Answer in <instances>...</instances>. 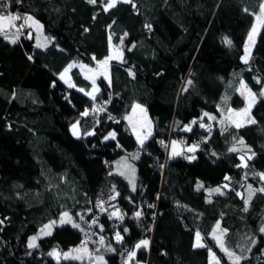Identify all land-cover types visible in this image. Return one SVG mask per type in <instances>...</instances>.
Wrapping results in <instances>:
<instances>
[{"label":"trees","instance_id":"trees-1","mask_svg":"<svg viewBox=\"0 0 264 264\" xmlns=\"http://www.w3.org/2000/svg\"><path fill=\"white\" fill-rule=\"evenodd\" d=\"M263 1L116 0L105 11L107 0H0V15H32L52 37L39 48L25 26L16 43L0 33V264H100L96 256L103 264H210L209 249L219 264H234L210 236L218 220L234 236L256 238L238 264H264V193L256 191L264 188V25L242 61ZM111 43L122 58L110 62L108 81L97 78L93 97L77 90L92 87L78 69L70 71L73 87L58 79L71 62L95 67ZM241 81L257 100L255 123L237 128L225 117L244 106ZM95 100L106 101L107 110L95 111L94 133L72 136L67 126L85 123ZM134 104L153 123L140 146L128 140L125 122ZM170 131L195 147L191 157L167 155ZM112 132L115 139H105ZM122 155H132L134 188L113 173ZM246 185L255 190L249 206L238 193ZM214 187L223 192L208 193ZM94 201L105 215L91 226L82 213ZM117 211L123 219L111 216ZM64 213L79 227L57 224ZM53 221L51 234L29 247ZM197 233L203 247H194ZM83 238L90 259L49 255L81 246ZM145 239L148 247L136 249Z\"/></svg>","mask_w":264,"mask_h":264},{"label":"rangeland","instance_id":"rangeland-1","mask_svg":"<svg viewBox=\"0 0 264 264\" xmlns=\"http://www.w3.org/2000/svg\"><path fill=\"white\" fill-rule=\"evenodd\" d=\"M262 3H264V1ZM259 13H260V10L257 13V15ZM28 16H31L35 21H37L41 25L40 30H37L34 26L29 27V26L25 25V27H27L29 29L30 34L32 35V37L34 39L35 46H37L38 44H40L42 46H39V48H46V47H48L52 43V37L48 36L44 32L42 23L38 19H36L32 15H28ZM255 23H256V17L254 19L253 25ZM23 24H24V20L21 19V20L14 21L13 22V25L14 26L9 27V26L5 25L4 31L8 32V34H7V37H8L7 40L10 43H12L11 41L13 39L16 40L17 35L20 32H22L20 26L23 25ZM261 26L259 27V30H258V32H257V34L255 36L254 43H252L250 45V55L252 53V49H253V46H254L255 41L257 39V36H258V34L260 32ZM18 29H19V31H18ZM251 29H252V27H251ZM251 29H250V31H251ZM248 36H249V33H248V35L246 37V40H245L244 52H243L242 57H244V55H245V46L248 44ZM109 56H112L113 58L108 61V65H107L106 71H105L104 68L98 67V62H97V64H96L95 67H91V66H88V65H85V64H82V63H74V65H76L77 68L89 80H91L92 82H93V79L94 80H97V78L100 77V76L103 77L105 80L108 81V78H105V76H107V77L109 76V73H108L109 64L113 60H120L122 58L121 49L118 46H116V45H114V44L111 43V45H110V52H109L108 57ZM108 57H106L105 59H107ZM249 58H250V56H249ZM105 59H103L102 61H104ZM242 61H244V60L242 59ZM99 62H101V61H99ZM81 66H84V67H81ZM100 73H104V74H100ZM61 74H64V78L61 79V75H60L58 77L60 80H62L66 84H68V83L71 82L70 69H69V71L67 73H65V70H64ZM241 82H240V84L238 86L237 93L240 96V98L242 99V101L244 103V106L241 107L240 109L232 110L233 113L240 112L241 110L245 109L247 107V105H248V99L246 98L247 97V91H245L244 94L242 95ZM247 90H249V89L247 88ZM89 92L92 94V92H93L92 89H90ZM256 100H257V98H256ZM134 105H139L141 108H143L145 110V108L142 105H140V104H134ZM253 105H252V107H253ZM95 111H97V110L95 108H92L90 111L87 112V115H88L89 112L92 113L91 115H89V116L84 115L83 116L84 117V120H85V123H82V124L78 123L80 135H82V134L87 135L86 132H88L90 129H92L91 125L93 123H98L96 121ZM250 111H251V109H250ZM250 111H249V117H250ZM145 113H146V119H145ZM228 116H229V112H228L227 116L225 117V120L228 121L230 124L235 125V123H233L232 121H230L228 119ZM232 120H239L242 124H247L248 123L247 122L248 117L240 118V117H236V116L233 115ZM125 122H126V124L128 126V129L130 130V133H131V135L128 138V140L130 142H132L135 146L136 145H138V146L141 145L138 142V140H137V135H140L142 138L145 137V136L147 137L146 139L143 140V143H144L150 137V135L153 133V123H152L151 118L149 117V115H148V113H147L146 110L144 111V113H142V112H140L139 109H136L135 111H133V107H132L131 111L125 117ZM74 124H77V123H74ZM72 125H70L69 127L67 126V128L73 134V132H72ZM186 128L190 129V127H186ZM186 128H185V130H186ZM107 137L111 138L109 135ZM173 142H176L175 143V151L178 152L179 154L182 153V151H184L186 153H189L190 149L193 148L190 145H186L185 146L179 140L172 138V139H170L169 148H168V154L170 153L171 155L173 154ZM131 156L132 155H129V157H131ZM129 157L126 156V155H122L121 157H119L114 162L113 173L116 174V175H118V176L123 177L129 183V186L131 188H134L135 182H136V167H135L134 163L129 160ZM245 163H246V158L243 157V160L241 159V164L244 165ZM261 174H264V172H262ZM262 181L264 183V180H262ZM263 186H264V184H263ZM261 188L262 187H260L258 189H261ZM215 189H219L220 191L219 192L214 191ZM251 189L253 190V193L251 195V199H248L249 198V186H247L244 190H241V191L238 192L240 195H241V193L243 194L244 200L248 199L247 206H249L253 202V199L255 197V190L252 187H251ZM222 192H223V190L220 187H214L212 189L211 188L208 189V193H211V194H213V193H217L218 194V193H222ZM262 193H264V192H262ZM208 199H209V197H208ZM60 221H61V219L59 221H57V224H61ZM50 223H47L45 225H48ZM218 223H219V228L217 229V224ZM45 225H43L36 234H34V235H32L30 237V238L36 237L35 244H37L38 238H41L43 236H46V235L42 234V232H41V230L44 229V226ZM262 227H264V219H263V221H262V223L260 225L259 231H260V229ZM52 230H53V225H52L51 231ZM214 230H215V234H214ZM221 233H223L222 236H221ZM260 233L264 237V232H261L260 231ZM214 235L215 236H218V237H220L222 239L224 248L227 249V252H231L233 254V256L231 258L217 244V241L214 238ZM210 236L215 240V243L218 246V248L226 255V257L228 258V260H230L231 262H234L236 257H240L242 259L244 256H246L248 254V251L250 250L251 246L254 244L253 241L256 240V238L254 236H252V235H249L246 238H243V235H241V236L238 235V237H237V236H234L233 234H230V231L227 228H225V227H223L221 225L220 220H218L216 222L213 230L210 233ZM29 242H30V239H29L28 243ZM196 243H197V239H196V236H195L194 245ZM200 243L203 244V242L201 240H200ZM78 247H80V246H77L75 248H78ZM72 249H74V248H72ZM72 249H70V250H72ZM55 250H56V252H58L57 249H55ZM70 250H66V251H63L61 253L58 252V253H60L59 258L64 259L63 253L70 252ZM211 252L214 254V252L212 250H211ZM85 257L86 258H84L83 260L90 259L91 258V256L90 257L89 256H85ZM214 257H215V259L212 256H210L209 253H208V261H209L210 264H214V263H216V261H219L218 257L215 254H214ZM59 258H56V259H59ZM69 259H71V258H69ZM71 260H74V259H71ZM83 260H76V261H83Z\"/></svg>","mask_w":264,"mask_h":264},{"label":"snow or ice","instance_id":"snow-or-ice-1","mask_svg":"<svg viewBox=\"0 0 264 264\" xmlns=\"http://www.w3.org/2000/svg\"><path fill=\"white\" fill-rule=\"evenodd\" d=\"M95 2H96V0H89V3H95ZM123 2L130 3L131 0H123ZM115 4H116V0H110V2L105 7V11H107L111 7H114ZM19 19H21V17L19 15H11V14H8L6 16L5 15H0V33L4 32L5 25H7L9 27L14 26L13 22L16 21V20H19ZM23 20H24V24L20 26L21 28L24 27L25 25H27L29 27L34 26L37 30H40L41 25L37 21H35L31 16L26 15V16L23 17ZM261 25H264V3H262L260 5V13L258 15H256V23L252 26V29L249 32L248 44L245 46V55H244V57H242V59L246 63H247V61L249 59V56H250V45L252 43H254L255 36H256V34H257L258 30H259V27ZM18 31H19V29H18ZM5 38L6 39L8 38L6 33H5ZM11 42L12 43H16V40L13 39ZM224 42L227 45H231V41L228 40L227 38H225ZM37 46L39 47V46H42V45L38 44ZM112 58H113L112 56H109L104 61L98 62V67H102L106 71L107 65H108V61L110 59H112ZM71 67H73V65H69V67L65 69V73H67ZM81 67H84V66H81ZM100 74H104V73H100ZM63 78H64V74H61V79H63ZM105 78H107V76H105ZM257 82L259 83V81H257ZM189 83H191V81H189ZM69 86L72 87L73 85L69 84ZM93 87L95 89V80L94 79H93ZM96 90L98 91V89H96ZM241 90H242V95L244 94L245 91H247V97H246L248 99L247 107L245 109L241 110L240 112H236V113H233L231 109L228 110L229 111L228 119L230 121H232L233 123H235L237 128L242 127L243 124L239 120H232L233 115L236 116V117H240V118L248 117V120H247L248 123H255V121L252 120L249 117V111H250L252 105L256 103V96L253 93H251L250 90H247V86L243 83V81L241 82ZM81 91H84V90L81 89ZM85 94L86 95H91V93H85ZM261 95H264V93H261ZM136 109H139L140 112H142V113H144V111H145L139 105H134L133 106V111H135ZM83 115H87V112L83 113ZM204 115L207 116L208 114L205 113ZM145 119H146V113H145ZM209 119H215V118L214 117H209ZM193 123H195V121H193ZM200 126L204 127L205 125L203 123H201ZM186 130H190V129L186 128ZM72 132H73V135H76V136L80 135L78 123L72 125ZM86 134L87 135H91L92 133H86ZM109 136L112 139H115V133H110ZM108 138L109 137H105V139H108ZM146 138H147L146 136L142 138L140 135H137V140H138V142L141 145L143 144V140L146 139ZM175 143L176 142H173V155H179V153L175 151ZM240 143H243V141H241ZM232 150L234 151L235 149H232ZM190 151H194V148L190 149ZM192 158L194 159V157H192ZM241 159L243 160V157ZM249 159H251V157H249ZM244 166H246V165H244ZM259 175H260L261 179L264 180V174H259ZM225 179H228V177H225ZM214 191L219 192L220 190L219 189H215ZM256 191L264 192V188L258 189ZM252 193H253V190L251 189V186H249V198L248 199H251ZM248 199L245 200V204L246 205L248 203ZM103 210L104 209L101 206V211H103ZM140 215L141 214L139 212L136 213L137 217H139ZM111 216H116L119 219H123V216L120 215L118 211L117 212H113L111 214ZM60 223L61 224L71 223L73 227H76V228L79 227L78 224L73 223L72 218L68 215V213H64L62 215ZM53 224H55V221L51 222L48 225H45L44 229L41 230L42 234L50 235L51 234V228H52ZM218 228H219V223L217 224V229ZM124 231L127 232L128 230L124 229ZM260 231L264 232V227H262L260 229ZM214 234H215V230H214ZM222 235H223V233H221V236ZM115 238H116L117 242H120L123 239V237L121 236V234L119 232L116 233ZM214 238L216 239L217 244L221 247V249L223 251H225L226 254L231 258L233 256V254L231 252H227V249L224 248L222 239L220 237H218V236H215V235H214ZM196 239H197V243L194 245V247H203L204 245L200 243L201 237H200L199 233L196 234ZM35 240H36V237L30 238V242H29L28 246L29 247H36ZM100 243L101 244L104 243L103 238H101ZM253 243H255V241H253ZM148 244H149L148 240H146V239L145 240H141L138 244L135 245V248L136 249H139L141 247L147 248ZM108 250L111 251L112 249L109 248ZM49 255L54 256L56 258H59L60 253L56 252V250L54 249L52 252L49 253ZM135 255H136L135 251H131V252L128 253L129 259L134 258ZM209 255L212 256L215 259L214 254L211 252V249H209ZM85 256H89V257L91 256V254L88 253L87 242L86 241H82L80 247L74 248V249L70 250V252L63 253L64 259L71 258V259H74V260H83L85 258ZM95 259L97 261H99L100 264H103V257L102 256L95 257ZM240 259H241L240 257H236L235 261H234V264H238V261ZM125 264H127V262H125ZM216 264H219V261H216Z\"/></svg>","mask_w":264,"mask_h":264},{"label":"built area","instance_id":"built-area-1","mask_svg":"<svg viewBox=\"0 0 264 264\" xmlns=\"http://www.w3.org/2000/svg\"><path fill=\"white\" fill-rule=\"evenodd\" d=\"M106 104H107L106 101H97V100H95L92 103V107L95 108L100 115H103V114L106 113V110H107ZM107 116H110V114H108ZM127 130H129L128 127H127ZM183 142H185V139L183 140ZM168 147H169V144H168ZM93 209H95V211H93ZM102 213H103V211H101V204H100V202H99V204L98 203H94V204H92L90 206L89 209L85 210L82 213V218H87L90 223L92 222L90 225L96 226L99 223L98 218L100 217V215ZM126 233H128V231ZM115 236L116 235L113 234L112 237H113V239L116 240ZM82 241H86L87 244H88V239L87 238H83Z\"/></svg>","mask_w":264,"mask_h":264},{"label":"bare ground","instance_id":"bare-ground-1","mask_svg":"<svg viewBox=\"0 0 264 264\" xmlns=\"http://www.w3.org/2000/svg\"><path fill=\"white\" fill-rule=\"evenodd\" d=\"M92 113H88V116L89 115H91ZM106 119L107 120H110L112 123H117L118 122V119H117V117L115 116V115H110V116H106ZM128 127V126H127ZM129 132H130V130H129ZM71 135L72 136H74V137H76L75 135H73L72 133H71ZM151 136V135H150ZM169 138L170 139H172V138H174V139H176V137H175V133H173V131H170V133H169ZM170 139H169V141H168V143H167V147H168V144H169V142H170ZM199 147H200V144H199ZM169 148V147H168ZM168 148H167V155H168ZM194 148V150H195V147H193ZM192 148V149H193ZM196 151V150H195ZM195 151H189V153H186V152H184V151H182V153H180L182 156H184V155H188V157H191L194 153H195ZM193 152V153H192ZM179 154V155H180ZM169 155L170 156H175V155H171L170 153H169ZM94 203H98L99 204V201H94V202H92L91 204H90V206L92 205V204H94ZM101 204V203H100ZM101 206H102V204H101ZM103 207V206H102ZM90 208V207H89ZM93 211H95V209H93ZM105 215V212H104V210H103V213L100 215V217L98 218V220H100L103 216ZM84 219H87V218H84ZM88 220V219H87ZM90 223V222H89ZM92 223V222H91ZM90 223V224H91ZM92 226V225H91ZM126 233V232H125ZM88 244H89V241H88Z\"/></svg>","mask_w":264,"mask_h":264},{"label":"crops","instance_id":"crops-1","mask_svg":"<svg viewBox=\"0 0 264 264\" xmlns=\"http://www.w3.org/2000/svg\"><path fill=\"white\" fill-rule=\"evenodd\" d=\"M69 65H73V67H71L70 68V71L73 69V68H76V69H78L77 68V66L76 65H74V63L73 62H71ZM69 65L66 67V68H68L69 67ZM66 68H64V70L66 69ZM64 70H62V72L64 71ZM79 70V69H78ZM61 72V73H62ZM79 72L81 73V75L86 79V80H88L90 83H91V85H92V87H91V89H92V94L91 95H86L85 94V92L84 91H81V89L80 88H77V90L78 91H80L81 93H84L86 96H88V97H93L98 91L96 90V89H98V87H97V84H96V80H95V89H94V87H93V82L91 81V80H89L80 70H79ZM61 73L58 75V77L61 75ZM108 73H109V76L107 77L108 79L110 78V72H109V69H108ZM59 79V78H58ZM60 80V79H59ZM62 81V80H61ZM63 82V81H62ZM64 83V82H63ZM67 87H69V88H71L70 86H69V84H71V85H73V81H72V79H71V82L70 83H68V84H66V83H64ZM73 87V86H72ZM87 93H90V92H87ZM88 111H90V110H88ZM88 111H86V112H88ZM89 113H91V112H89ZM86 133H94V130H93V128L92 129H90L88 132H86ZM91 134V135H92ZM136 146H138V145H136ZM140 146V145H139ZM173 155V154H172Z\"/></svg>","mask_w":264,"mask_h":264},{"label":"water","instance_id":"water-1","mask_svg":"<svg viewBox=\"0 0 264 264\" xmlns=\"http://www.w3.org/2000/svg\"><path fill=\"white\" fill-rule=\"evenodd\" d=\"M107 1H109V2H110V0H107Z\"/></svg>","mask_w":264,"mask_h":264}]
</instances>
